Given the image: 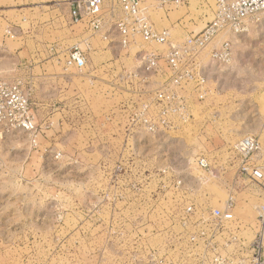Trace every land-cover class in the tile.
Listing matches in <instances>:
<instances>
[{"label": "rangeland", "instance_id": "rangeland-1", "mask_svg": "<svg viewBox=\"0 0 264 264\" xmlns=\"http://www.w3.org/2000/svg\"><path fill=\"white\" fill-rule=\"evenodd\" d=\"M74 1L0 0V81L21 83L38 124L37 136L0 138V264H214L213 245L190 236L187 209L210 218L231 194L253 240L264 187L222 167L242 138L264 149V13L229 34L232 62L207 72L210 93L190 100L191 122L151 127L126 105L148 101L161 80L140 55L165 48H124L113 27L74 24ZM142 6L181 42L213 20L216 0ZM76 47L87 58L82 71L66 64ZM228 240L218 237L215 248Z\"/></svg>", "mask_w": 264, "mask_h": 264}, {"label": "built area", "instance_id": "built-area-1", "mask_svg": "<svg viewBox=\"0 0 264 264\" xmlns=\"http://www.w3.org/2000/svg\"><path fill=\"white\" fill-rule=\"evenodd\" d=\"M107 1L112 3L110 9H106ZM143 1L76 0L72 3L71 19L74 24L87 21L94 33H102L108 26L115 28L124 48L133 49L141 43L165 48L140 55L148 57L147 69L158 70L161 80L155 82L157 88L148 101L130 100L126 107L135 114L132 120L140 125H187L193 119L189 113L190 100L196 95L199 100H204L210 93L206 86L207 72L228 67L232 62V43L227 37L231 33H245L246 22L264 13V0H216L213 20L200 33L189 35L181 42L173 41L168 30L154 26L142 6ZM159 1L182 5L187 0ZM66 64L82 71L87 66V58L79 48H72ZM134 78L137 80L133 92L139 95V83L143 88V82L138 74ZM177 109L183 113L175 115ZM14 131L37 136L38 124L21 83L0 81V138ZM263 152L259 138H242L232 146L228 164L222 167L224 174L230 167L240 179L257 181L264 187ZM197 165L204 172L212 171L206 158H199ZM236 208L237 200L233 194L219 207L210 210V218L198 216L193 206H189L187 210L192 213L190 236L192 240L201 239L213 245L211 259L214 264H264V203L257 209V232L253 240L243 236L253 227L237 219ZM223 234L232 241L215 248L214 241Z\"/></svg>", "mask_w": 264, "mask_h": 264}, {"label": "crops", "instance_id": "crops-1", "mask_svg": "<svg viewBox=\"0 0 264 264\" xmlns=\"http://www.w3.org/2000/svg\"><path fill=\"white\" fill-rule=\"evenodd\" d=\"M57 63L54 59L53 60H48L46 62V65L48 64L49 66H52L53 64Z\"/></svg>", "mask_w": 264, "mask_h": 264}]
</instances>
